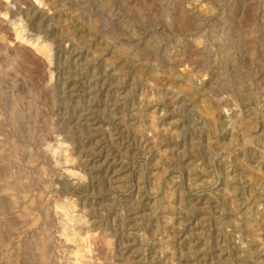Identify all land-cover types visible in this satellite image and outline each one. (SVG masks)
Instances as JSON below:
<instances>
[{
  "label": "rangeland",
  "instance_id": "1",
  "mask_svg": "<svg viewBox=\"0 0 264 264\" xmlns=\"http://www.w3.org/2000/svg\"><path fill=\"white\" fill-rule=\"evenodd\" d=\"M0 70V264H264V0H0Z\"/></svg>",
  "mask_w": 264,
  "mask_h": 264
},
{
  "label": "bare ground",
  "instance_id": "2",
  "mask_svg": "<svg viewBox=\"0 0 264 264\" xmlns=\"http://www.w3.org/2000/svg\"><path fill=\"white\" fill-rule=\"evenodd\" d=\"M177 21L182 26L189 25V20L185 16V14H183V13L178 16V20ZM11 25H12V28H13V31H14V35H15L16 38H22L23 36H25L26 39L29 40V41L30 40L32 42L36 41L38 43L37 45H38L39 52H41L45 56H51L52 55V48H51L50 44L47 43V41L44 38L28 32L26 26L24 24L20 23L19 19L15 18L13 21H11ZM23 58H24V63L33 62L35 60L34 57L31 54H29V52H25L23 54ZM1 71L2 70H0V72ZM59 151H61V150H59ZM9 188H11V190H13L12 187H9ZM10 193L13 194L14 192L12 191ZM57 207H58V209L60 211L59 214L61 216V230L59 232H61V234L65 236V239L67 241H72V242L76 243V246H75L76 249L74 250V252H75V260H74L75 264H85V263H87L85 258H86V254L89 252L90 249L88 248L89 236L86 235V231L88 232V228L89 227L85 226V225H83L81 223V221H82V219L80 218L81 216L79 217L78 214L77 215L73 214L74 213L73 211H75L74 210L75 207L72 204V202L71 203L70 202L68 203L66 201L65 202H61L60 205H58ZM40 257H42V256H40ZM45 257H43V261H45L44 259L47 258V257L46 258Z\"/></svg>",
  "mask_w": 264,
  "mask_h": 264
}]
</instances>
